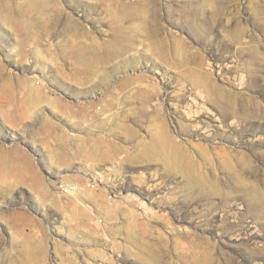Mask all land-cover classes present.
<instances>
[{
	"label": "rangeland",
	"instance_id": "374dc122",
	"mask_svg": "<svg viewBox=\"0 0 264 264\" xmlns=\"http://www.w3.org/2000/svg\"><path fill=\"white\" fill-rule=\"evenodd\" d=\"M0 264H264V0H0Z\"/></svg>",
	"mask_w": 264,
	"mask_h": 264
},
{
	"label": "built area",
	"instance_id": "2783aa9c",
	"mask_svg": "<svg viewBox=\"0 0 264 264\" xmlns=\"http://www.w3.org/2000/svg\"><path fill=\"white\" fill-rule=\"evenodd\" d=\"M90 183H92V182H90ZM90 183L87 184L88 187L93 185ZM60 188L65 194H71V195L78 193L80 190L78 186L73 185V184H69V183H61Z\"/></svg>",
	"mask_w": 264,
	"mask_h": 264
},
{
	"label": "bare ground",
	"instance_id": "6f19581e",
	"mask_svg": "<svg viewBox=\"0 0 264 264\" xmlns=\"http://www.w3.org/2000/svg\"><path fill=\"white\" fill-rule=\"evenodd\" d=\"M110 55H112L113 56V54H111L110 53ZM92 63V62H91ZM220 97V96H219ZM215 98V97H214ZM67 108H68V106H67ZM251 167V166H250ZM80 193V192H79ZM76 195H78V193H76V194H73V196H76Z\"/></svg>",
	"mask_w": 264,
	"mask_h": 264
}]
</instances>
